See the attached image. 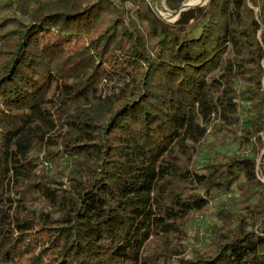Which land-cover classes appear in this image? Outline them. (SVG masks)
I'll return each mask as SVG.
<instances>
[{
	"label": "trees",
	"instance_id": "obj_1",
	"mask_svg": "<svg viewBox=\"0 0 264 264\" xmlns=\"http://www.w3.org/2000/svg\"><path fill=\"white\" fill-rule=\"evenodd\" d=\"M121 1L0 19V264H264V0L172 21ZM209 134L248 152L196 167ZM233 188L210 248L181 255L185 219Z\"/></svg>",
	"mask_w": 264,
	"mask_h": 264
},
{
	"label": "rangeland",
	"instance_id": "obj_2",
	"mask_svg": "<svg viewBox=\"0 0 264 264\" xmlns=\"http://www.w3.org/2000/svg\"><path fill=\"white\" fill-rule=\"evenodd\" d=\"M40 0H0V19L17 15L26 19V16L23 14V9L28 6V8L34 7ZM150 1V0H149ZM207 1V0H206ZM127 6H131V3L127 2ZM152 6V3L150 2ZM153 9L156 10L154 6ZM161 16H165L166 19L168 15L161 14L156 10ZM126 14L128 16H135V8L132 6V9L126 8ZM171 15V14H169ZM163 16V17H164ZM164 17V18H165ZM168 20H174L168 18ZM13 27V24L9 23L5 27L0 29V32ZM108 82L102 84L103 91H109ZM84 106L88 107V105ZM226 143H221L218 139L215 138L213 134H209L204 138V141L199 147L198 152L195 156V166L200 167L203 165L208 157H218L223 158L226 154H231L234 152L246 153L248 148L243 141L240 139L232 138L225 141ZM43 156V153H41ZM68 160H64V164ZM43 164L45 166L55 168L53 161L49 159H44ZM264 180V177H263ZM241 194L237 188H233L228 191H219L212 198L205 209L200 211H194L185 219L184 222V233L181 234L182 239H178L177 246L183 249L181 255H192L194 250H207L210 248L212 242V235L214 229V223L218 220L217 212L221 204L226 205L232 209H239L241 206Z\"/></svg>",
	"mask_w": 264,
	"mask_h": 264
},
{
	"label": "water",
	"instance_id": "obj_3",
	"mask_svg": "<svg viewBox=\"0 0 264 264\" xmlns=\"http://www.w3.org/2000/svg\"><path fill=\"white\" fill-rule=\"evenodd\" d=\"M185 2H186V0H184V1L181 3V5L179 6L178 9H173L174 12L178 14L177 17H176L175 19H177V18L179 17L180 13H181L183 10H186V9H188V8H190V7H194V6H197V5H200V4L204 3V2H200V3H196V4H186ZM151 3H152V6L155 7V5H154V0H151ZM155 8H156V7H155ZM156 10H157V9H156ZM157 11H158V10H157ZM158 12H159V11H158ZM163 16H164V15H163ZM164 17H165V16H164ZM165 18H166V17H165ZM167 19H168V18H167ZM175 19H174V20H175Z\"/></svg>",
	"mask_w": 264,
	"mask_h": 264
},
{
	"label": "bare ground",
	"instance_id": "obj_4",
	"mask_svg": "<svg viewBox=\"0 0 264 264\" xmlns=\"http://www.w3.org/2000/svg\"><path fill=\"white\" fill-rule=\"evenodd\" d=\"M192 1V3H187V0H186V4H196V3H199V2H196V3H194L196 0H191ZM172 10V9H171ZM174 11V10H173ZM177 13H174V14H171V15H168V18H170V19H175L176 17H177Z\"/></svg>",
	"mask_w": 264,
	"mask_h": 264
},
{
	"label": "built area",
	"instance_id": "obj_5",
	"mask_svg": "<svg viewBox=\"0 0 264 264\" xmlns=\"http://www.w3.org/2000/svg\"><path fill=\"white\" fill-rule=\"evenodd\" d=\"M117 2H119V3H122V1L121 0H116ZM150 2H151V0H150Z\"/></svg>",
	"mask_w": 264,
	"mask_h": 264
}]
</instances>
